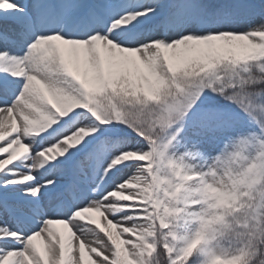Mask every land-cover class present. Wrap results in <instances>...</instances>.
<instances>
[{"label":"snow or ice","instance_id":"1","mask_svg":"<svg viewBox=\"0 0 264 264\" xmlns=\"http://www.w3.org/2000/svg\"><path fill=\"white\" fill-rule=\"evenodd\" d=\"M86 250L264 264V0H0V264Z\"/></svg>","mask_w":264,"mask_h":264},{"label":"rangeland","instance_id":"2","mask_svg":"<svg viewBox=\"0 0 264 264\" xmlns=\"http://www.w3.org/2000/svg\"><path fill=\"white\" fill-rule=\"evenodd\" d=\"M97 218H98V219H102V218H99V217H97ZM58 227H61V226H58ZM61 231H62V232H65V230H64L62 227H61ZM65 235H67V233H66V232H65ZM37 243H38V244H41V242H40V241H38ZM74 244H75V241H74ZM41 246H42V244H41ZM85 255H86V257H88V255H89V254L87 253V250H86V253H85Z\"/></svg>","mask_w":264,"mask_h":264},{"label":"trees","instance_id":"3","mask_svg":"<svg viewBox=\"0 0 264 264\" xmlns=\"http://www.w3.org/2000/svg\"><path fill=\"white\" fill-rule=\"evenodd\" d=\"M87 262H88V258H86V264H87Z\"/></svg>","mask_w":264,"mask_h":264}]
</instances>
